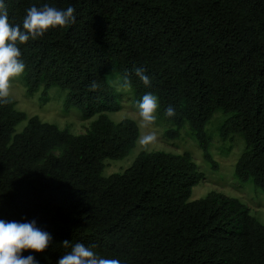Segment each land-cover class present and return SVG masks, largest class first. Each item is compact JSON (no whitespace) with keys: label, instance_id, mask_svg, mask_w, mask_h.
<instances>
[{"label":"trees","instance_id":"16d2710c","mask_svg":"<svg viewBox=\"0 0 264 264\" xmlns=\"http://www.w3.org/2000/svg\"><path fill=\"white\" fill-rule=\"evenodd\" d=\"M4 2L21 28L33 5L75 9V23L18 44L23 80L29 94L58 86L67 110L97 117L83 134L38 116L17 131L27 114L11 97L0 103V219L35 220L52 236L45 251L22 255L58 264L79 242L122 264H264V223L244 202L218 191L190 199L205 175L189 152L142 151L124 171L103 175L106 160L128 156L140 136L134 119L108 115L122 108L112 78L127 76L137 102L158 97L159 117L176 127L169 137L189 122L216 169L205 127L221 111V138L245 140L237 178L264 191V0Z\"/></svg>","mask_w":264,"mask_h":264},{"label":"rangeland","instance_id":"374dc122","mask_svg":"<svg viewBox=\"0 0 264 264\" xmlns=\"http://www.w3.org/2000/svg\"><path fill=\"white\" fill-rule=\"evenodd\" d=\"M112 81L122 92V108L119 111L109 112V117L115 122L124 118L134 119L139 125L140 136L136 147L128 156L122 159L106 160L104 176L124 171L132 165L142 151L189 152L199 170L205 175V178L193 187L191 200L205 197L211 191L222 192L228 196L239 198L250 208L251 214L264 223V191L256 188L252 180L240 181L235 173V165L244 150L245 140L241 135H233L228 139L221 138L220 127L226 118L221 111H218L205 127L206 134L211 138L209 152L218 164L216 169L206 160L203 148L189 122L182 126L177 137H169V128L176 127L161 119L157 109L155 123L144 127L139 116L138 102L135 100L132 89L122 87L117 76H114ZM11 84L10 97L16 100V108L27 114V119L17 125V131L24 129L29 118L38 116L42 121L56 124L61 129H68L73 134H83L97 118L95 116L84 119L81 110L76 107L67 110L65 107L67 92L62 91L58 86H53L47 93L44 88H41L34 94H29L23 80V73L13 78ZM151 132L156 133L157 140L147 147L140 144V138Z\"/></svg>","mask_w":264,"mask_h":264},{"label":"clouds","instance_id":"9594fccd","mask_svg":"<svg viewBox=\"0 0 264 264\" xmlns=\"http://www.w3.org/2000/svg\"><path fill=\"white\" fill-rule=\"evenodd\" d=\"M74 12L75 9L72 7L61 10L48 4L40 8L33 5L27 9L21 28V25L9 22L6 4L4 0H0V103L11 102L12 79L25 71L26 65L21 58L22 53L18 44H25L30 39L35 40L43 36L50 28L75 23ZM136 75L146 86L150 85L151 80L144 74V69L137 68ZM121 86L124 88L131 86L127 76L123 78ZM98 88L99 85L96 82L90 85L91 91H96ZM158 107V97L152 93L145 94L138 102L139 116L144 127L155 123ZM175 114V110L169 106L166 115L172 117ZM156 140V133L151 132L143 135L139 142L147 147ZM51 240L52 236L37 227L35 220L20 223L0 219V264H38L34 256L24 257L22 252L29 249L43 252L48 248ZM69 243L65 240L62 245L67 248ZM58 264H122V262L118 259L99 257L90 247L78 242L58 261Z\"/></svg>","mask_w":264,"mask_h":264}]
</instances>
